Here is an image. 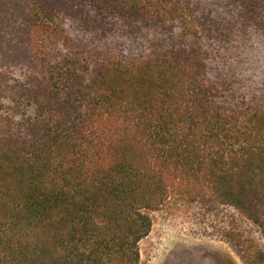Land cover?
Returning a JSON list of instances; mask_svg holds the SVG:
<instances>
[{
	"label": "trees",
	"instance_id": "trees-1",
	"mask_svg": "<svg viewBox=\"0 0 264 264\" xmlns=\"http://www.w3.org/2000/svg\"><path fill=\"white\" fill-rule=\"evenodd\" d=\"M172 200L264 243V0H0V264H148Z\"/></svg>",
	"mask_w": 264,
	"mask_h": 264
},
{
	"label": "rangeland",
	"instance_id": "rangeland-1",
	"mask_svg": "<svg viewBox=\"0 0 264 264\" xmlns=\"http://www.w3.org/2000/svg\"><path fill=\"white\" fill-rule=\"evenodd\" d=\"M154 222L152 233L140 245L148 264H244L233 249L244 239L264 250L252 224L233 209L207 201L188 206L172 200L154 214Z\"/></svg>",
	"mask_w": 264,
	"mask_h": 264
}]
</instances>
